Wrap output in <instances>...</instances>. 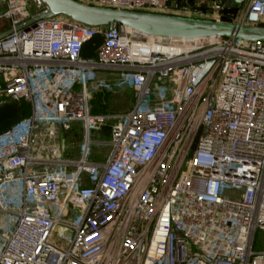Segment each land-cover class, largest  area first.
Masks as SVG:
<instances>
[{
    "label": "built area",
    "instance_id": "built-area-1",
    "mask_svg": "<svg viewBox=\"0 0 264 264\" xmlns=\"http://www.w3.org/2000/svg\"><path fill=\"white\" fill-rule=\"evenodd\" d=\"M76 1L189 15L179 0ZM46 10L0 0V34L13 31L0 40V107L31 110L0 134V264H264V42L162 38L170 52H154L141 33L66 16L16 31ZM231 23L264 27V0ZM116 87L132 91L131 110L96 113ZM75 124L76 160L64 150ZM107 124L109 141L95 142Z\"/></svg>",
    "mask_w": 264,
    "mask_h": 264
},
{
    "label": "water",
    "instance_id": "water-1",
    "mask_svg": "<svg viewBox=\"0 0 264 264\" xmlns=\"http://www.w3.org/2000/svg\"><path fill=\"white\" fill-rule=\"evenodd\" d=\"M246 0H229L226 9L237 10ZM46 12L34 16L19 26L16 31L27 30L41 20L66 16L89 27L110 25L131 29L144 35L165 39L195 40L204 38H231L244 42H264V27L240 26L219 20L163 15L150 12L127 11L84 5L76 0H43ZM13 33L8 30L0 34V40ZM199 137V136H198ZM198 137L195 142L198 141ZM196 144L192 146L195 150ZM192 152L189 158H192Z\"/></svg>",
    "mask_w": 264,
    "mask_h": 264
},
{
    "label": "rangeland",
    "instance_id": "rangeland-1",
    "mask_svg": "<svg viewBox=\"0 0 264 264\" xmlns=\"http://www.w3.org/2000/svg\"><path fill=\"white\" fill-rule=\"evenodd\" d=\"M133 106L132 91L128 88H115L107 95L98 94L94 101V110L99 114L125 113ZM111 125H104L98 132L93 133L92 139L95 142L107 143L110 138ZM84 142V131L79 124L73 125L64 136L65 154L74 160L80 156V149ZM91 158L93 161H106L111 153L107 145H95L92 147ZM64 231L59 230L56 235V242L60 243L64 239ZM264 234L261 231L256 233L255 251H264Z\"/></svg>",
    "mask_w": 264,
    "mask_h": 264
},
{
    "label": "crops",
    "instance_id": "crops-1",
    "mask_svg": "<svg viewBox=\"0 0 264 264\" xmlns=\"http://www.w3.org/2000/svg\"><path fill=\"white\" fill-rule=\"evenodd\" d=\"M182 7L188 9L189 15L185 17L206 20H219L232 22L235 10L226 9L229 0H179ZM184 16V15H183Z\"/></svg>",
    "mask_w": 264,
    "mask_h": 264
},
{
    "label": "trees",
    "instance_id": "trees-1",
    "mask_svg": "<svg viewBox=\"0 0 264 264\" xmlns=\"http://www.w3.org/2000/svg\"><path fill=\"white\" fill-rule=\"evenodd\" d=\"M86 57H94L95 52L91 47L85 49ZM30 106L28 104L7 103L0 107V134L7 131L14 124L30 115Z\"/></svg>",
    "mask_w": 264,
    "mask_h": 264
},
{
    "label": "bare ground",
    "instance_id": "bare-ground-1",
    "mask_svg": "<svg viewBox=\"0 0 264 264\" xmlns=\"http://www.w3.org/2000/svg\"><path fill=\"white\" fill-rule=\"evenodd\" d=\"M128 31H133L131 29H127ZM133 32H136V31H133ZM139 33V32H138ZM144 35V34H143ZM146 38H148V43L146 45V49H151L153 50L154 52H164V53H169L170 52V48L168 47H165V46H162V45H157L155 43L156 40H160L162 38L160 37H154V36H150V35H144ZM206 39H208V41H212V38H204V39H195V40H180V39H177V40H180V41H185L186 43H190L191 46L194 45V44H199V42H203V40L205 41ZM202 40V41H201ZM214 40V39H213ZM187 49L185 47H177L175 48L174 52L175 53H183V52H186Z\"/></svg>",
    "mask_w": 264,
    "mask_h": 264
}]
</instances>
